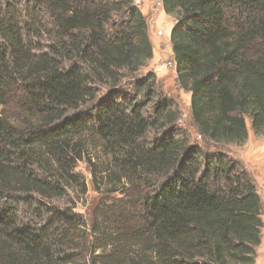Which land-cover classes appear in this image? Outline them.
Masks as SVG:
<instances>
[{
    "label": "trees",
    "instance_id": "obj_1",
    "mask_svg": "<svg viewBox=\"0 0 264 264\" xmlns=\"http://www.w3.org/2000/svg\"><path fill=\"white\" fill-rule=\"evenodd\" d=\"M162 5L199 132L241 144L248 118L259 133L264 0ZM152 58L135 0H0V264H256L254 181L191 146ZM80 162L104 198L90 218Z\"/></svg>",
    "mask_w": 264,
    "mask_h": 264
},
{
    "label": "rangeland",
    "instance_id": "obj_2",
    "mask_svg": "<svg viewBox=\"0 0 264 264\" xmlns=\"http://www.w3.org/2000/svg\"><path fill=\"white\" fill-rule=\"evenodd\" d=\"M135 5L147 19L148 33L153 47V58L149 61L147 72L156 78L153 95L156 99H168L177 110V125L189 139L191 146H200L206 151H222L231 158L237 159L255 183L263 202L262 220L264 223V128L258 133L252 129L250 119H246L248 127L247 139L241 144L216 143L205 138L198 130L190 106V92L183 89L177 81L174 54L170 42V33L175 18L165 13L162 0H135ZM151 84V83H150ZM133 92L131 85L124 88ZM77 171L87 177L89 193L81 202L74 201L76 211L90 218L94 210L103 202L101 194L95 192L90 183L91 175L85 162H80ZM135 196V195H134ZM132 195V197H134ZM114 194L112 200H119ZM256 264H264V226L261 245L258 247Z\"/></svg>",
    "mask_w": 264,
    "mask_h": 264
}]
</instances>
